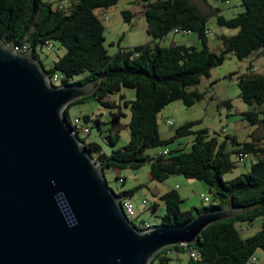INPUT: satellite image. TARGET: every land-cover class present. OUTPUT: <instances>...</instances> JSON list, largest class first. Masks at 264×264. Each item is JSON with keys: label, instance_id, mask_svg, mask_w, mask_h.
Masks as SVG:
<instances>
[{"label": "trees", "instance_id": "obj_1", "mask_svg": "<svg viewBox=\"0 0 264 264\" xmlns=\"http://www.w3.org/2000/svg\"><path fill=\"white\" fill-rule=\"evenodd\" d=\"M56 1L55 5V0H0V40L12 46L25 42L28 53L43 71L48 75L59 73L63 83L98 81L91 95L76 101L93 97L105 106H114L105 99L107 95L121 87L135 89L134 99L123 101L130 109L129 140L124 145L111 148L107 153L98 142L86 141L90 130L82 140L102 171L105 168L137 169L149 163L152 179L164 180L171 174H182L204 181L213 190L216 202L196 211L180 209L181 199L175 189L163 193L160 198L165 212L158 224H181L198 212L221 209L227 204L242 209L233 217L208 225L196 243L163 248L150 264H170L172 259L167 252L171 249L186 254L189 249H195L200 258L193 260L188 256V264H247L256 250L264 249V137L251 134L250 140L241 142L234 135L224 134L220 139L210 135L206 128L194 129L197 121H187L174 127L169 139H163L157 115L174 100H181L186 106L201 100L203 93L192 87L203 76H209L211 69L221 64L228 53L240 60L254 52L264 54V0H240L243 11L230 18L214 10L218 25L237 29L232 35L219 36L223 45L219 52L209 47L207 15L192 0H141L146 32L152 41L119 49L113 54L108 53L104 45V25L95 10L108 8L118 0ZM122 13L127 21L133 15L130 10ZM173 29L195 32L200 47L182 43L161 45L159 40ZM50 41H58L66 50L46 70L37 48ZM251 69L250 64L245 72L238 74L237 83L241 99L248 105L256 104L258 109L244 111L242 117L251 125L264 127V74ZM70 104L63 110L68 121H71ZM83 118L87 122L89 116ZM189 135L193 137L189 151L177 148L171 155L169 151L147 153V149ZM118 139L116 129L109 130L105 136V141L111 145ZM229 142L233 146L230 151L227 150ZM231 153L238 158L250 154L257 159L247 172L224 180L223 175L235 166ZM132 192L124 190L117 196L129 198ZM259 217L263 219L261 228L253 235L242 237L239 224L252 223Z\"/></svg>", "mask_w": 264, "mask_h": 264}, {"label": "water", "instance_id": "obj_2", "mask_svg": "<svg viewBox=\"0 0 264 264\" xmlns=\"http://www.w3.org/2000/svg\"><path fill=\"white\" fill-rule=\"evenodd\" d=\"M31 53L0 40V264H150L196 243L232 204L189 221L138 229L63 115L98 85H54Z\"/></svg>", "mask_w": 264, "mask_h": 264}, {"label": "rangeland", "instance_id": "obj_3", "mask_svg": "<svg viewBox=\"0 0 264 264\" xmlns=\"http://www.w3.org/2000/svg\"><path fill=\"white\" fill-rule=\"evenodd\" d=\"M192 1L207 15L205 25L208 31V45L212 50L219 52L223 47L219 36L232 35L237 29L218 25L213 12L218 9L224 17H233L243 11L240 0ZM54 4H57L56 0ZM62 5L64 6L65 3ZM124 10H130L133 13L129 21L124 18L122 13ZM95 12L104 25V45L110 54L119 49H130L136 45L151 42L153 39L146 32L144 5L141 0H118L116 4L108 8L96 9ZM173 40L176 43L200 47V41L195 32L183 33L176 32L174 29L167 32L159 42L163 46H168ZM65 50L58 41H50L48 44L39 46L37 53L44 68L48 70ZM250 64L253 72L264 74V54L254 52L248 58L240 60L233 53H228L221 64L211 69L209 76H203L199 83L192 87L203 93L201 100L192 106H186L181 100H174L165 105L157 115L161 138L169 139L173 135V128L187 121H197L194 129L206 128L210 135L220 139L224 134L234 135L241 142L250 140L251 134L264 137L263 126L251 125L242 117V112L258 109L256 104L248 105L241 99L237 83L238 74L245 72ZM134 97V88L121 87L119 91L105 98L112 101L114 106H105L93 97L75 100L68 108L70 119L88 115L86 124L90 133L86 141H96L105 152L110 153L111 148L124 145L129 140L127 123L130 119V109L124 105L123 101L132 100ZM224 101L229 102L230 105ZM169 122L172 125H169ZM113 129L119 133V139L111 145L105 141V136L109 130L113 131ZM192 138L191 135L177 138L161 146L147 149V153L152 154L156 150L165 149L169 151L168 155H171L177 148L181 151H189ZM232 147L229 142L227 150L230 151ZM231 159L235 166L223 175L224 180L247 172L250 164L257 158L248 154L246 159H240L236 154L231 153ZM149 167V163H145L137 169L105 168L103 172L108 186L115 193L133 190L129 198L133 203L135 215L130 218V221L136 227H141L144 222L160 223L165 212L160 196L171 189L178 192L181 199L179 207L182 211H196L216 202L213 190L204 181L187 178L182 174H171L164 180L152 179ZM262 224L261 217L256 218L252 223L242 222L239 224V233L244 238L248 237L257 232ZM168 256L172 259L170 264H188L189 258L186 253L171 249ZM253 257L256 259H250L247 264H264V249L256 250Z\"/></svg>", "mask_w": 264, "mask_h": 264}, {"label": "built area", "instance_id": "obj_4", "mask_svg": "<svg viewBox=\"0 0 264 264\" xmlns=\"http://www.w3.org/2000/svg\"><path fill=\"white\" fill-rule=\"evenodd\" d=\"M14 51L19 52V53H27L28 52V46L25 42H23L22 44H18V45H14L13 46ZM49 80L55 84V85H59L62 84V76L59 73H53L52 75H49ZM70 83H72V81H70ZM87 122L85 121V119L82 117H74L73 120L70 121L71 126L73 127L74 132H76L78 134V136L81 138V140L84 139V137L88 134L89 132V128L86 124ZM169 125H172L171 122H169ZM168 150H161V151H157L156 154L159 153H164L166 154ZM246 155H242V157L240 159L245 158ZM120 203L122 205V209L124 210L126 216L130 219L135 215V210H134V206L132 201L130 200V198L124 197L122 196L120 198ZM153 224H149L144 222L143 225L141 227H137L140 230H147L149 229ZM188 256L190 258H192L193 260H198L200 258L199 253L195 250V249H189L188 250ZM256 258H252V260H255Z\"/></svg>", "mask_w": 264, "mask_h": 264}, {"label": "crops", "instance_id": "obj_5", "mask_svg": "<svg viewBox=\"0 0 264 264\" xmlns=\"http://www.w3.org/2000/svg\"><path fill=\"white\" fill-rule=\"evenodd\" d=\"M183 33H184V32H183ZM172 43H176V42L173 40ZM68 112H69V111H68ZM157 151H158V150H157ZM154 152H156V151H154ZM154 152H153V153H154ZM167 253H168V255H169V251H168Z\"/></svg>", "mask_w": 264, "mask_h": 264}, {"label": "clouds", "instance_id": "obj_6", "mask_svg": "<svg viewBox=\"0 0 264 264\" xmlns=\"http://www.w3.org/2000/svg\"><path fill=\"white\" fill-rule=\"evenodd\" d=\"M55 85V84H54Z\"/></svg>", "mask_w": 264, "mask_h": 264}]
</instances>
